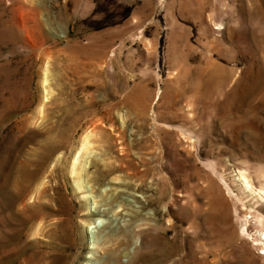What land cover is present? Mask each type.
I'll list each match as a JSON object with an SVG mask.
<instances>
[{
    "label": "rangeland",
    "instance_id": "rangeland-1",
    "mask_svg": "<svg viewBox=\"0 0 264 264\" xmlns=\"http://www.w3.org/2000/svg\"><path fill=\"white\" fill-rule=\"evenodd\" d=\"M0 264H264V0H0Z\"/></svg>",
    "mask_w": 264,
    "mask_h": 264
},
{
    "label": "bare ground",
    "instance_id": "bare-ground-1",
    "mask_svg": "<svg viewBox=\"0 0 264 264\" xmlns=\"http://www.w3.org/2000/svg\"><path fill=\"white\" fill-rule=\"evenodd\" d=\"M88 138H86V140H87ZM78 159V157L76 158V161L74 162V166H73V172H77V170H76V164L79 162V159ZM243 176H244V178H245V181H246V183L248 184L250 181L248 180V178L243 174ZM95 180L97 181V179L95 178ZM77 183H78V187L81 189V188H84L85 187V185H83L81 182H79V181H77ZM85 190V189H84ZM84 196H87V194L85 193L84 194ZM88 197V196H87Z\"/></svg>",
    "mask_w": 264,
    "mask_h": 264
}]
</instances>
